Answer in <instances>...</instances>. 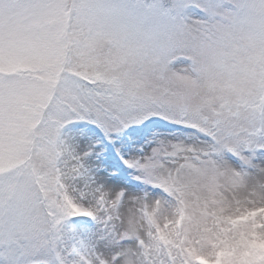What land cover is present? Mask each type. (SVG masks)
<instances>
[{
	"label": "rangeland",
	"instance_id": "1",
	"mask_svg": "<svg viewBox=\"0 0 264 264\" xmlns=\"http://www.w3.org/2000/svg\"><path fill=\"white\" fill-rule=\"evenodd\" d=\"M69 1L0 0V264H264V0Z\"/></svg>",
	"mask_w": 264,
	"mask_h": 264
},
{
	"label": "trees",
	"instance_id": "2",
	"mask_svg": "<svg viewBox=\"0 0 264 264\" xmlns=\"http://www.w3.org/2000/svg\"><path fill=\"white\" fill-rule=\"evenodd\" d=\"M134 1H142L145 4H149L151 3L153 0H134ZM161 3V8L163 10V12H169L170 9V4H171V0H159ZM71 2V0L69 1Z\"/></svg>",
	"mask_w": 264,
	"mask_h": 264
},
{
	"label": "bare ground",
	"instance_id": "3",
	"mask_svg": "<svg viewBox=\"0 0 264 264\" xmlns=\"http://www.w3.org/2000/svg\"><path fill=\"white\" fill-rule=\"evenodd\" d=\"M87 223H89V222H87Z\"/></svg>",
	"mask_w": 264,
	"mask_h": 264
}]
</instances>
